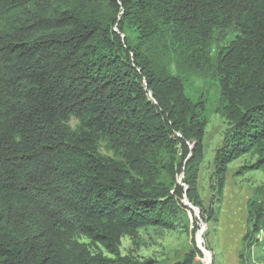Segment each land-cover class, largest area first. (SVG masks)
I'll use <instances>...</instances> for the list:
<instances>
[{
    "label": "trees",
    "instance_id": "trees-1",
    "mask_svg": "<svg viewBox=\"0 0 264 264\" xmlns=\"http://www.w3.org/2000/svg\"><path fill=\"white\" fill-rule=\"evenodd\" d=\"M213 103L220 201L264 173V0H0V264H151L121 240L200 205ZM245 207L249 249L264 183Z\"/></svg>",
    "mask_w": 264,
    "mask_h": 264
},
{
    "label": "rangeland",
    "instance_id": "rangeland-1",
    "mask_svg": "<svg viewBox=\"0 0 264 264\" xmlns=\"http://www.w3.org/2000/svg\"><path fill=\"white\" fill-rule=\"evenodd\" d=\"M201 84L195 81L193 87L200 88ZM217 106L213 103L205 129L204 159L197 184L200 205H189L182 222L173 229L147 227L139 230L134 239L124 237L120 245L122 256L151 264L182 263L189 254L193 255L190 264H264V232L255 237L259 246L246 249L243 242L246 202L264 183L263 172L244 168L255 157L246 155L232 162L225 174L221 200L215 195L214 162L228 128L225 119L215 111ZM210 208L215 213L213 219L207 217Z\"/></svg>",
    "mask_w": 264,
    "mask_h": 264
}]
</instances>
